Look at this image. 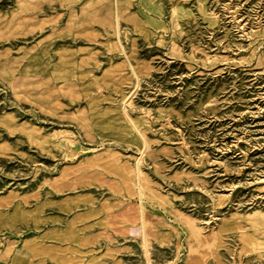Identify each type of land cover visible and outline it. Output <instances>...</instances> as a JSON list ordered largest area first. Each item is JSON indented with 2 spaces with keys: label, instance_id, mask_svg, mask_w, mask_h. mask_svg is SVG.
I'll return each mask as SVG.
<instances>
[{
  "label": "rangeland",
  "instance_id": "1",
  "mask_svg": "<svg viewBox=\"0 0 264 264\" xmlns=\"http://www.w3.org/2000/svg\"><path fill=\"white\" fill-rule=\"evenodd\" d=\"M0 264H264V0H0Z\"/></svg>",
  "mask_w": 264,
  "mask_h": 264
},
{
  "label": "bare ground",
  "instance_id": "2",
  "mask_svg": "<svg viewBox=\"0 0 264 264\" xmlns=\"http://www.w3.org/2000/svg\"><path fill=\"white\" fill-rule=\"evenodd\" d=\"M137 174V173H136Z\"/></svg>",
  "mask_w": 264,
  "mask_h": 264
}]
</instances>
